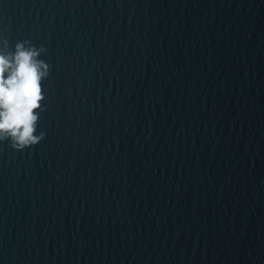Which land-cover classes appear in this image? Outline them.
Segmentation results:
<instances>
[{"label": "water", "instance_id": "obj_1", "mask_svg": "<svg viewBox=\"0 0 264 264\" xmlns=\"http://www.w3.org/2000/svg\"><path fill=\"white\" fill-rule=\"evenodd\" d=\"M49 66L0 141V264H264V0H0Z\"/></svg>", "mask_w": 264, "mask_h": 264}, {"label": "clouds", "instance_id": "obj_2", "mask_svg": "<svg viewBox=\"0 0 264 264\" xmlns=\"http://www.w3.org/2000/svg\"><path fill=\"white\" fill-rule=\"evenodd\" d=\"M43 51L28 41L10 46L0 37V141L17 149L33 146L43 135L34 134L36 110L44 99L42 82L49 74V66L39 58Z\"/></svg>", "mask_w": 264, "mask_h": 264}]
</instances>
